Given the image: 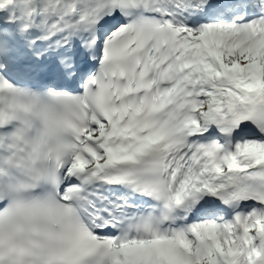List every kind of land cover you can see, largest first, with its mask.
Here are the masks:
<instances>
[{"label": "snow or ice", "instance_id": "1", "mask_svg": "<svg viewBox=\"0 0 264 264\" xmlns=\"http://www.w3.org/2000/svg\"><path fill=\"white\" fill-rule=\"evenodd\" d=\"M0 264H264V0H0Z\"/></svg>", "mask_w": 264, "mask_h": 264}]
</instances>
